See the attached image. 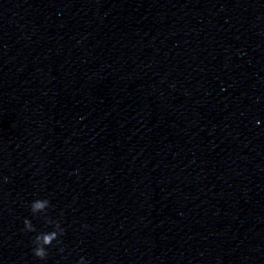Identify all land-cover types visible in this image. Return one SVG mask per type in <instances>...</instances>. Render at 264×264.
<instances>
[{
	"label": "clouds",
	"instance_id": "obj_1",
	"mask_svg": "<svg viewBox=\"0 0 264 264\" xmlns=\"http://www.w3.org/2000/svg\"><path fill=\"white\" fill-rule=\"evenodd\" d=\"M259 123V122H257ZM50 201L48 199H36L31 202L30 210L33 215L38 213H46L47 209L50 207ZM46 222L48 224L54 225V230L50 232H40L33 239V255L40 260H44L48 256V247L52 246L53 241L60 243L59 236L63 234L64 229L61 227L59 221H53L47 216H45ZM87 227V225H84ZM24 230L28 232H35L36 229L30 220H24ZM62 251V249H61ZM78 264H86L84 257H81Z\"/></svg>",
	"mask_w": 264,
	"mask_h": 264
}]
</instances>
